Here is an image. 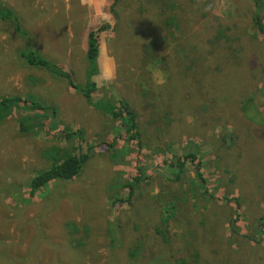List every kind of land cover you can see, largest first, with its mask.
Returning <instances> with one entry per match:
<instances>
[{"label": "rangeland", "instance_id": "374dc122", "mask_svg": "<svg viewBox=\"0 0 264 264\" xmlns=\"http://www.w3.org/2000/svg\"><path fill=\"white\" fill-rule=\"evenodd\" d=\"M0 4L78 88L88 31L109 22L98 58L106 51L117 74L103 84L95 74L94 98L128 101L140 130L130 139L64 78L26 65L27 41L0 19V98L50 107L16 109L0 125V264H264V34L250 0H119L116 15L112 0ZM37 112L41 128L22 132L20 119ZM52 147L89 157L75 178L30 200ZM182 151L197 160L175 180Z\"/></svg>", "mask_w": 264, "mask_h": 264}, {"label": "trees", "instance_id": "16d2710c", "mask_svg": "<svg viewBox=\"0 0 264 264\" xmlns=\"http://www.w3.org/2000/svg\"><path fill=\"white\" fill-rule=\"evenodd\" d=\"M253 5L256 7L255 15V26L257 27L260 33L264 34V0H250ZM119 3V0H112L111 4V13L116 15V5ZM0 19L10 21L14 24L15 29L23 39L27 42L18 50V55L23 59L24 63L29 66H36L45 72L64 78L67 83L75 88H78V85L75 83L73 74L71 71L66 70L60 63L50 60V57L46 54L39 53L33 46L34 36L29 35L26 30L21 26V23L13 10L6 8L0 4ZM111 24L109 22L102 23L97 28L89 29L87 35V50H86V59H87V82L85 86L78 88V91H81L82 94L87 98V101L95 109L101 110L102 112L112 116L115 119H119L122 122L123 130L129 135L130 139H137L140 136V130L137 124L136 116L137 112L128 101L123 100L120 97L110 98V97H98L94 98L97 83L93 79L95 74L99 72L97 66L98 56L100 55V40L101 34L103 31H106ZM36 41V40H34ZM115 99V100H114ZM31 101V100H30ZM23 103V105H22ZM27 108L28 110H48L49 106H44L40 102L31 101L28 103V99H23L21 95H8L0 98V125L6 121L14 111L19 108ZM249 110L248 112H251ZM44 115L38 113L32 117L31 122H25L23 119H20L19 125L22 132H31L41 128V122ZM30 118V116H28ZM68 130V129H67ZM76 131V130H75ZM78 134L81 137L83 130L78 131ZM77 132H67L65 136L66 139H71L75 137ZM67 148L64 150L62 148L52 147L44 152L45 158L51 161L50 165L43 170H40L34 174L30 181V188L28 193L25 195L30 200H35L38 196V192L42 190L43 195L48 193V184L56 179L62 180H72L75 178L83 169L85 162L88 160L89 155L87 153H73ZM179 168H174L175 180L181 178L185 179L184 172L186 163L188 161H196V153H185L182 151V155L179 156ZM169 165L177 162V159L172 161ZM138 180V178H136ZM125 186V185H124ZM138 186V181H130L126 184V188L135 191ZM134 191L131 193H126L127 195L121 196L118 198L117 205L120 206L122 201L129 202L131 200V195L134 194ZM170 216L175 215V211L170 209ZM72 222L67 223V227L72 229ZM71 231V230H70ZM121 242V241H120ZM76 244V241L74 242ZM119 243V242H118ZM116 245V244H115ZM139 249H133L132 252H129L131 259L137 261L141 258L143 251L141 250V244L139 243ZM140 250V251H139ZM196 264H200L199 261Z\"/></svg>", "mask_w": 264, "mask_h": 264}, {"label": "clouds", "instance_id": "9594fccd", "mask_svg": "<svg viewBox=\"0 0 264 264\" xmlns=\"http://www.w3.org/2000/svg\"><path fill=\"white\" fill-rule=\"evenodd\" d=\"M82 4L93 3V0H81ZM97 66L98 72V83H109L116 78L117 66L114 59L108 55L106 51L101 53V58L98 59ZM163 81H161L162 83Z\"/></svg>", "mask_w": 264, "mask_h": 264}]
</instances>
